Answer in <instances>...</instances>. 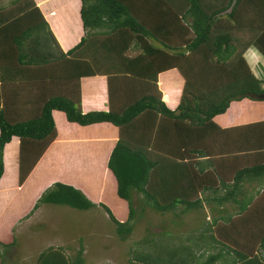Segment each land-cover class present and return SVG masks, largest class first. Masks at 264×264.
Returning a JSON list of instances; mask_svg holds the SVG:
<instances>
[{"label":"trees","instance_id":"1","mask_svg":"<svg viewBox=\"0 0 264 264\" xmlns=\"http://www.w3.org/2000/svg\"><path fill=\"white\" fill-rule=\"evenodd\" d=\"M78 1L82 34L65 51L34 0L0 5V178L17 138L22 185L56 138L54 112L82 127L109 124L118 130L105 164L115 205L56 181L23 218L41 204L100 208L126 241L149 208L174 229L145 230L127 264H264V76L245 57L253 47L264 61V0ZM130 46L141 51L128 56ZM172 70L183 81L174 109L156 84ZM98 71L108 107L83 112L79 80ZM235 104L253 120L220 127L214 118ZM188 213L202 216L180 232ZM16 244L0 240V264H12ZM83 249L49 246L34 264H85Z\"/></svg>","mask_w":264,"mask_h":264},{"label":"rangeland","instance_id":"2","mask_svg":"<svg viewBox=\"0 0 264 264\" xmlns=\"http://www.w3.org/2000/svg\"><path fill=\"white\" fill-rule=\"evenodd\" d=\"M7 1L0 0V5L6 4ZM57 1L67 3L70 0H54L55 3ZM47 2L50 3L51 0H47ZM69 34L71 35V31ZM247 56L249 55L246 53ZM254 59H257V61L252 64L255 66L253 71L258 76H264V61L262 63L260 57L257 56ZM56 121L59 124L61 117H57ZM67 126L70 132H85V128L71 124ZM13 142H16V140ZM14 147V143H11L6 151H9L8 174L12 170V163L10 164L9 161H12ZM74 150L80 158H76L77 162H74V159L71 158H64L58 164L49 168L48 172L43 174L44 177L41 174L34 173L25 188H23V194L17 200L18 204L13 202V205H10L13 206L12 209L0 203V240L10 242L12 237L15 236L17 241L14 250L10 254L11 260L13 259L12 264H34L37 255L49 246H61L68 256H73L78 250L79 243L84 248L85 264H127V249L132 246V242L140 239L145 234V230L156 232L161 228L174 229L170 224V215H163L149 208H145L141 216L138 217L137 215L133 232L126 241L117 239L113 223L108 220L107 215L100 208L81 211L64 205L41 204L32 215L23 218L28 213V211L26 212L28 205L31 203L29 207L31 209L35 200L41 194L37 195L38 190L43 192L49 182L56 181L69 183L73 186H77L76 183H79L83 187L93 189L91 191L92 195L101 199L105 198L111 206L115 205V198L109 195L106 196V194L111 193L110 189H112L113 182L110 176L105 174L106 171L103 172L104 164H87L89 158L85 156L84 150L78 148ZM78 161L81 162L78 163ZM87 176H89V179H87ZM13 178L12 170V174L8 179L12 180ZM39 185H41L40 188H38ZM26 189H28L27 192ZM32 199L34 200L32 201ZM136 205L137 202L135 201L133 206ZM201 216L194 213L183 216V224L178 227V230L181 232L193 228ZM204 217H210L208 211H205ZM175 231H177V228Z\"/></svg>","mask_w":264,"mask_h":264},{"label":"crops","instance_id":"3","mask_svg":"<svg viewBox=\"0 0 264 264\" xmlns=\"http://www.w3.org/2000/svg\"><path fill=\"white\" fill-rule=\"evenodd\" d=\"M34 1L41 9L45 19L48 21L53 34L56 36L57 41L61 45V48L65 51L67 48L73 45L77 41L78 37L82 34L81 33L82 30L80 29V21L78 18L79 1L74 0V2H72L73 0H70L67 1V3H62L60 1H57V3H55L54 0H51L50 3H48L47 0H34ZM51 12L55 13L54 18L50 16ZM70 31H71V35L69 34ZM74 37H76V40ZM73 39L75 41H72ZM125 51H126V55L133 56L134 54L140 52L141 49L134 46H130ZM246 53L249 56L246 57ZM255 56L260 57L257 51L253 47H250L245 52V57L246 59L250 60L251 62V63L249 62L250 64H253L254 62L257 61L258 58L253 60ZM85 59L88 61L92 60L89 56H86ZM261 61L263 63L262 59ZM252 68H255V66L252 65ZM99 72L100 71H98V74L96 73V75L83 76L79 80L80 108L83 112H88L93 110H106L108 107V103H107L108 88H107L106 73L104 72L99 73ZM182 82H183L182 78L174 70L159 74L157 76L156 84L158 90L161 94L162 100L166 103V105L170 109H174L178 102L182 89V84H183ZM43 84L44 83H41L40 85ZM119 104L120 102L118 104L113 103L111 105L119 106ZM241 111H242V107H239V105L235 104L232 108H229L225 114L216 116L214 120L220 127L223 128L245 124L246 122L253 120L251 117H249L248 120H244L243 118L244 116H242ZM250 111H254V110L249 109L248 113ZM53 114L55 119L57 117H61V121L59 122L60 125L55 120L56 133H57L56 138L48 146L46 151L40 157V159L33 167L31 172L28 174V176L26 177V179L24 180L21 186H19L17 183V175H18L17 155H18V145H19L18 139L12 138V140L13 141L16 140V142H13L11 140L12 142L10 141L5 146L4 148L5 152L3 151L4 172L2 177L0 178V203L3 204V206H9V208L12 209L13 206L10 205H13V202L18 204L17 200L23 194V188H25V186L32 178L34 173L41 174V176L44 177L45 175L43 174L48 172L49 168H51L55 164H58L59 161H62V159L64 158L65 159L71 158L74 159V162H77L76 158L80 159L76 154V150H74L77 148L84 150L85 156L89 158L87 164L89 163L104 164L103 172L105 173L106 171L105 164L107 162L109 152L111 151L115 141L118 138L117 128L109 124H95V125L82 127L77 124L66 122L64 116H62L63 114H59L57 112H54ZM257 118H260V116H258ZM68 124L85 128L84 130L85 132L82 133L70 132L67 126ZM11 143H14L15 146L14 150H12L13 153L12 161H9L10 164L12 163L14 178L12 180H9L8 177L11 176L12 170L11 173L8 174L9 151L8 152L6 151L9 145H11ZM79 162L81 161H78V163ZM87 173L89 174V172ZM105 174L107 175V173ZM87 179H89V176H87ZM110 179L113 182L112 189L110 190L114 194V189H115L114 181L111 176ZM75 183L73 184L75 185ZM48 184L46 185V187L49 186L51 183L49 185ZM76 184L77 186L75 187L82 190L87 195V197L92 201L97 202L98 199L101 200L100 197L92 195L91 191H93V189L90 190L87 187H83V185H80L79 183ZM245 186L249 190H251L252 187L256 188V185L254 183H250L249 185L246 184ZM40 187L41 185H39L38 188ZM27 191L28 189H26V192ZM39 193H41V191L38 190L37 195ZM6 198L8 199L6 200ZM33 200L34 199H32V201ZM28 206L30 207L31 203ZM29 207L26 210V212L27 211L29 212L31 210L29 209ZM21 264H25V263H21Z\"/></svg>","mask_w":264,"mask_h":264}]
</instances>
